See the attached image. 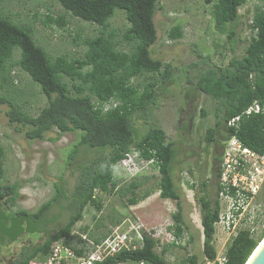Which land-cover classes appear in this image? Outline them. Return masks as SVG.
<instances>
[{
  "label": "trees",
  "instance_id": "obj_1",
  "mask_svg": "<svg viewBox=\"0 0 264 264\" xmlns=\"http://www.w3.org/2000/svg\"><path fill=\"white\" fill-rule=\"evenodd\" d=\"M58 1L73 15L104 28L114 16L115 10L123 9L129 26L121 43H128L132 49H118L119 43L115 41L114 33L103 30L84 40L87 48L82 57L60 55L52 59L36 42L29 27L0 13V74L6 71L14 49L20 48L21 57L17 63L48 97V105L32 116L0 94V106L9 105L7 116L10 124H21L26 128L25 135L31 139H45L46 134L55 129L60 134L81 131L80 139L69 155L71 165H74L81 148L95 151V155L89 159L78 161L74 169L78 174L73 192L67 195L63 187L56 184L55 195L34 212L13 209L19 184L0 183V249L21 240L24 234L37 232L38 237H41V241L37 243L34 242L35 239L24 242L16 250L12 264H30L35 259H43L54 241L71 234L76 223L83 219L88 204H94L98 210L103 207L100 192L110 194L117 190L123 195L131 193L128 205H136L138 198L135 191L143 182L136 179V176V180L121 187L115 173L118 163L134 149L139 151L140 157L153 160V167L158 169L160 196L177 201V211L173 213L175 225L168 226L167 229L173 230L180 237L188 228L183 216L181 192L172 172L176 155L175 142L168 140L166 131L160 126L150 125L144 132H140L137 126L138 114H145L157 105L160 87L173 75L171 65L167 64L164 69V61L155 57L152 51L159 38L155 15L160 0ZM246 2L247 0H217L212 12L216 23H237L241 17L239 9ZM48 21H56L62 26L66 24L61 16L55 18L49 15ZM250 26L254 34L244 53L232 56L227 65L214 64L210 61V56L202 54L199 55L201 60L191 65L197 67L200 63L203 64L196 88L219 103L215 125L207 128L205 140H216L217 129L223 127L227 139L235 135L250 149L264 153V111L244 113L255 101L264 105V9H257ZM182 35L179 27L170 32L173 39ZM235 35L236 31L232 29L229 38L234 39ZM144 73L159 74L160 77L150 81L141 90L133 80ZM66 78L72 82V88ZM113 101L114 105L106 106ZM201 111L203 116L208 114L206 109L202 108ZM238 115V126L228 125ZM4 158L5 148L0 139V179L4 176ZM201 186L205 191L199 200L203 209V261L214 259L217 253L215 223L220 213V169L215 173L213 182L209 184L206 179H202ZM190 188H194V185L191 184ZM211 190L213 195H209ZM63 200L67 201L66 205L62 204ZM56 205L70 213L69 219L57 230L49 231L47 215ZM118 222H121L120 218L115 220V223ZM107 235L92 234L91 237L95 242H100ZM263 239L264 228L258 237L248 229L240 230L227 246L225 264H246ZM191 240H194L193 236ZM160 241L158 237L146 235L142 248L121 252L103 264L141 259L155 264H170L165 258L169 244H165L159 252L157 247ZM65 243L71 244L69 240H65ZM77 251L81 252V249ZM201 262L196 254H192L182 264Z\"/></svg>",
  "mask_w": 264,
  "mask_h": 264
},
{
  "label": "rangeland",
  "instance_id": "obj_2",
  "mask_svg": "<svg viewBox=\"0 0 264 264\" xmlns=\"http://www.w3.org/2000/svg\"><path fill=\"white\" fill-rule=\"evenodd\" d=\"M216 1L160 0L155 15L159 38L152 47L153 55L164 61V69L170 64L173 75L160 87L157 105L151 107L145 114H138L137 126L140 132H144L150 125L162 127L167 133L168 140L177 143L175 146L177 158L184 155L182 150L184 147L188 149L189 145L196 153L201 152L203 148L208 149L205 132L209 126L215 125L216 108L219 106V103L196 88L197 77L203 64L200 63L197 67L191 64L201 60L200 54L210 56L212 63L221 66L227 65L232 56L242 55L254 34L250 26L252 17L257 9H264V0H247L239 9L241 17L237 23L218 25L212 13ZM0 13L29 27L36 42L52 59L60 55L69 58L82 57L87 48L84 40L100 34L103 30L114 33L115 41L119 43L118 49L124 51L132 49L128 43H121L129 22L125 11L120 8L115 10L106 28L73 15L58 0H0ZM49 15L55 18L61 16L66 24L62 26L56 21L49 22ZM177 27L182 30L183 35L173 39L170 37V32ZM232 29L236 31L234 39L229 38ZM20 57L21 50L16 47L6 71L0 74V94L17 104L24 113L34 116L48 105V97L40 85L34 82L17 63ZM157 77L159 78L160 75L144 73L136 77L133 83L142 90ZM65 80L72 88V82L68 78ZM114 103L113 101L106 106L110 107ZM183 108L185 111L182 110ZM202 108L207 110L206 116L202 115ZM8 109V104L0 106V139L5 148L4 176L0 179V183L19 184L13 209L34 212L55 195L56 184H60L67 195H70L76 183L78 171L74 169L78 161L89 159L95 155V151L81 148L74 165H71L69 155L74 144L79 141L81 131L60 134L55 129L48 132L45 139H31L25 135L26 128L21 124H10ZM216 136V152L223 156L227 142L223 127L217 129ZM186 141L189 144L187 146L182 144ZM210 150L212 151L211 148ZM205 153L202 156L206 159ZM174 167L175 182L183 195V216L188 228L182 235L186 238V245L176 246L168 242L165 258L170 264H182L187 256L196 254L201 262L203 259L201 214L198 195L190 188L191 183L196 184L198 180V169L193 167L192 169L196 171L192 174L187 170L181 171L182 167L178 163H175ZM115 173L121 187L136 179L143 182L135 191L138 203L128 205L131 193L123 195L117 190L110 194L100 192L103 207L98 210L94 204H88L83 219L76 223L70 235L60 240H69L72 245L78 246L83 243L81 235L87 234L88 238L93 239L92 234L94 236L110 234L122 222L124 227L130 222L139 221L153 232L156 230L159 234L162 232L163 240L161 239V245L157 247L161 252L171 234L165 232L167 226L175 225L173 213L177 211V206L175 200L160 196L158 169L150 164L136 179L127 174L122 167H116ZM255 201L260 205V215L264 216V185ZM62 204L66 205L67 201L63 200ZM69 215L70 213L61 209L59 205L54 206L47 215L48 230H57L68 221ZM117 218H120L121 222L115 223ZM98 223L100 224L97 226ZM263 228L264 222H260L254 236L258 237ZM42 235L45 236V233ZM192 236L194 240H191ZM223 237V232L216 230V247H222L225 241ZM33 239L35 243L41 241V237L35 232L24 234L21 240L3 246L0 249V264H12L16 250L24 242ZM39 261L42 259H35L30 264H37Z\"/></svg>",
  "mask_w": 264,
  "mask_h": 264
},
{
  "label": "built area",
  "instance_id": "obj_3",
  "mask_svg": "<svg viewBox=\"0 0 264 264\" xmlns=\"http://www.w3.org/2000/svg\"><path fill=\"white\" fill-rule=\"evenodd\" d=\"M262 111L264 105L255 101L244 113ZM239 120L240 115L232 118L228 125L238 126ZM152 162L151 159L140 157L139 151L134 149L126 154L117 167H122L131 177H136ZM220 183L222 185L219 193L220 213L215 228L223 232L225 241L222 247H216L217 253L214 259H205L201 264H225L228 242L242 229H248L254 235L259 223L264 222V216L259 212L260 205L255 201L264 185V153L250 149L235 135L227 139L220 166ZM233 189L234 193H232ZM123 225L124 222L117 225L100 242L88 238L87 234L81 235L83 243L76 247L63 240H56L42 261L37 264H103L121 252L142 248L146 235L158 237L160 240L163 236L162 232L160 234L157 230L153 232L139 221L130 222L124 227ZM165 232L171 233L166 244L169 242L176 246L186 245V238L183 236L178 237L173 230L167 228ZM78 249H81V252H78ZM113 264L155 263L141 259L117 261Z\"/></svg>",
  "mask_w": 264,
  "mask_h": 264
},
{
  "label": "flooded vegetation",
  "instance_id": "obj_4",
  "mask_svg": "<svg viewBox=\"0 0 264 264\" xmlns=\"http://www.w3.org/2000/svg\"><path fill=\"white\" fill-rule=\"evenodd\" d=\"M182 110L185 111L184 108ZM180 123H181V120H180ZM173 142H175V141H173ZM205 142H206V144H208V149L206 150L205 148H203V150L199 153L198 152L196 153L194 150H192L191 146L189 144H187V141L183 142L182 144L185 146L189 145V148L185 149V147H184L185 150L184 149L182 150V154H184V155L180 158H177V157L174 158L173 168H172L173 174H175V171H176V168L174 167L175 163H178L179 166L182 167L181 171L187 170L188 172H191L192 174L196 171V170L192 169L193 167H196L198 169V171H197L199 174L198 180L196 181V184H194V182L191 184L194 185V188H192V190H195L196 195H198L197 201L199 203V211L201 214L200 215L201 218H202L203 209L201 207L199 200H200L201 196L205 194V191L202 189V186H201L202 179H206L209 184L211 182H213L215 179V173L220 169L221 161H222V158H221L222 156L217 154V152H216L217 138H216V140H213L211 142H208L206 140H205ZM176 144L177 143L175 142V146H176ZM210 148L212 149V151L210 150ZM205 151H206V153H205ZM203 153L207 154L206 159L202 156ZM208 176H209V178H207ZM213 193L214 192L212 190L209 191V195L210 194L213 195ZM181 200L183 203V195L182 194H181ZM176 206H177V201H176ZM14 257H15V255H14Z\"/></svg>",
  "mask_w": 264,
  "mask_h": 264
},
{
  "label": "water",
  "instance_id": "obj_5",
  "mask_svg": "<svg viewBox=\"0 0 264 264\" xmlns=\"http://www.w3.org/2000/svg\"><path fill=\"white\" fill-rule=\"evenodd\" d=\"M246 264H264V241L256 247Z\"/></svg>",
  "mask_w": 264,
  "mask_h": 264
},
{
  "label": "bare ground",
  "instance_id": "obj_6",
  "mask_svg": "<svg viewBox=\"0 0 264 264\" xmlns=\"http://www.w3.org/2000/svg\"><path fill=\"white\" fill-rule=\"evenodd\" d=\"M263 241H264V239L260 242L259 246L262 244Z\"/></svg>",
  "mask_w": 264,
  "mask_h": 264
}]
</instances>
